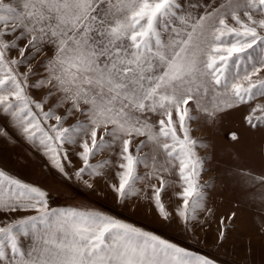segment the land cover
Listing matches in <instances>:
<instances>
[{"label": "snow or ice", "instance_id": "6c2138e0", "mask_svg": "<svg viewBox=\"0 0 264 264\" xmlns=\"http://www.w3.org/2000/svg\"><path fill=\"white\" fill-rule=\"evenodd\" d=\"M0 121V264H221L93 204L52 207L17 173L194 246L215 225L217 249L242 207L215 198L238 191L264 235V169L240 151L264 136V0H0Z\"/></svg>", "mask_w": 264, "mask_h": 264}, {"label": "rangeland", "instance_id": "374dc122", "mask_svg": "<svg viewBox=\"0 0 264 264\" xmlns=\"http://www.w3.org/2000/svg\"><path fill=\"white\" fill-rule=\"evenodd\" d=\"M236 124H239L240 115L233 117ZM2 122V121H0ZM197 136L208 135L206 130L195 133ZM216 139V138H214ZM242 154L241 163L256 171L264 169V136L261 133L245 132L244 140L240 145ZM19 177L27 182L39 181L41 186L49 192L52 207H75L83 204H93L97 208H102L106 212L115 215L128 222L144 226L149 230L156 231L166 238L182 243L186 247H194V250L205 255L218 257L221 264H264V235L258 231V223L255 219V212L252 207L243 199L240 192H229L225 197L215 198L217 206H221L220 201L225 203L232 199H240L242 207V219L238 222L237 229L229 236L222 249H217L215 243V225L207 233L198 230L201 243L193 245V242L186 241L184 235L176 227H162L157 218L146 216L143 209L132 214L117 206L113 199H95L77 193L74 187H69L63 181L49 173L46 178H41V170L38 166H33L18 170Z\"/></svg>", "mask_w": 264, "mask_h": 264}]
</instances>
